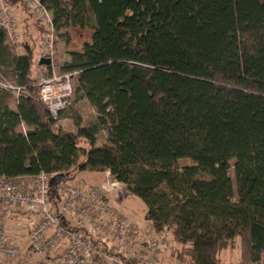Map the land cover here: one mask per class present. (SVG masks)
<instances>
[{
    "label": "trees",
    "instance_id": "trees-1",
    "mask_svg": "<svg viewBox=\"0 0 264 264\" xmlns=\"http://www.w3.org/2000/svg\"><path fill=\"white\" fill-rule=\"evenodd\" d=\"M43 2L57 33L92 32L61 70L97 116H52L36 44L20 56L0 28V79L23 89L0 88V178L109 173L172 233L178 264H226L238 240L242 264H264V0Z\"/></svg>",
    "mask_w": 264,
    "mask_h": 264
},
{
    "label": "built area",
    "instance_id": "built-area-1",
    "mask_svg": "<svg viewBox=\"0 0 264 264\" xmlns=\"http://www.w3.org/2000/svg\"><path fill=\"white\" fill-rule=\"evenodd\" d=\"M19 8L43 29L38 62L49 59L53 69L58 40L53 13L43 0H0V28L15 50L27 44ZM76 74L58 75L53 69L49 77L39 79L41 100L52 116L71 105ZM0 88L16 97L23 93L2 79ZM58 175L65 180L55 184ZM118 204L112 186L106 190L86 186L77 176L40 173L0 178V264H159L172 233H158L151 223L127 215ZM22 243L28 246L26 255L40 260L21 258Z\"/></svg>",
    "mask_w": 264,
    "mask_h": 264
},
{
    "label": "rangeland",
    "instance_id": "rangeland-1",
    "mask_svg": "<svg viewBox=\"0 0 264 264\" xmlns=\"http://www.w3.org/2000/svg\"><path fill=\"white\" fill-rule=\"evenodd\" d=\"M67 1V0H64ZM19 13L24 15L25 19V27L26 33H27V42L30 44H36L37 49L39 51V38L40 34L38 30L35 27V23L32 19H30L29 15L22 9L19 8ZM91 31L89 29L85 30H62L61 32H58V40L56 44V54L54 56V67L53 69L56 71V73L59 75H63L64 73L61 70V67L64 63L70 61V55L69 53L73 50H81L83 45L86 42H89L91 40ZM37 54V52H36ZM43 67L42 74L39 75V77H36V81L39 83V79L42 77H49L51 75V72L53 71L52 67L49 68V66L41 65ZM40 73V72H39ZM38 76V75H37ZM75 88L76 83L75 79H72V89H73V96L70 100V106L74 107V109L79 113L81 120H82V127L87 126L90 124L93 120L96 119L97 113L96 110L86 101L82 100L80 102H76V95H75ZM77 103V105L75 104ZM75 104V105H74ZM63 130L71 133H78L81 126H77L72 120H64L58 124ZM106 133H101L97 137V146H100L106 142ZM81 147H84L85 149L88 148V145H86L83 141L80 145ZM184 164H191L189 160H184L180 162V165ZM233 164V162H232ZM176 168V167H175ZM232 177L234 178V171L231 172ZM90 176V177H88ZM78 181H84L86 186H93L98 187L102 190H106L107 188L110 189V186H112V189L114 190V194L119 199L120 203L118 206L120 207L121 211L126 213L127 215L134 217L138 221L142 223H146L145 220V213H146V205L139 199L134 198L131 196V194L127 191L124 185L117 183L114 181L109 174L107 173H92V172H83L78 174L77 176ZM96 181V182H95ZM102 182V183H101ZM93 183L98 184L92 185ZM101 183V184H100ZM25 237V235H24ZM240 241L238 240L234 247H231L225 251H223L220 254V258L223 260L226 264H242L241 263V249H240ZM28 249V246L26 243L21 244V258L26 257V250Z\"/></svg>",
    "mask_w": 264,
    "mask_h": 264
},
{
    "label": "crops",
    "instance_id": "crops-1",
    "mask_svg": "<svg viewBox=\"0 0 264 264\" xmlns=\"http://www.w3.org/2000/svg\"><path fill=\"white\" fill-rule=\"evenodd\" d=\"M20 19L23 22V24H26L23 14H20ZM26 45H28V44H26ZM26 45H25V47H26ZM25 47L23 49L16 50V53L18 55H20V56L26 55V49H25ZM36 52H37V54H35V59H36L37 62H36V65L34 66V69H33L34 78L35 79H37L36 77H39V75L42 74L43 67H44V66H41L40 63L38 62V57H39V54L38 53H39V51L36 50L35 53ZM107 174H109V173H107ZM88 177H90V176H88ZM92 185H96L97 186L98 184L93 183ZM119 203H120V201H119ZM180 247L181 246L179 244H177L176 242H174L173 240H172L171 244L168 243L166 246H164L163 247L164 250L162 249V255H161V259H160L159 264H178L177 261H176V259H175V257H174V253ZM26 257H28V258H30L31 260H34V261L40 260L39 257H37L36 255H33V254H28V255H26Z\"/></svg>",
    "mask_w": 264,
    "mask_h": 264
},
{
    "label": "water",
    "instance_id": "water-1",
    "mask_svg": "<svg viewBox=\"0 0 264 264\" xmlns=\"http://www.w3.org/2000/svg\"><path fill=\"white\" fill-rule=\"evenodd\" d=\"M40 65L50 66V65H51V61H50L49 59H45V58H43V59H41V61H40ZM64 180H65V176H63V175H58V176H56V177L53 179V181H54L55 184H58V183H60V182H62V181H64Z\"/></svg>",
    "mask_w": 264,
    "mask_h": 264
},
{
    "label": "bare ground",
    "instance_id": "bare-ground-1",
    "mask_svg": "<svg viewBox=\"0 0 264 264\" xmlns=\"http://www.w3.org/2000/svg\"><path fill=\"white\" fill-rule=\"evenodd\" d=\"M164 250V249H163Z\"/></svg>",
    "mask_w": 264,
    "mask_h": 264
}]
</instances>
